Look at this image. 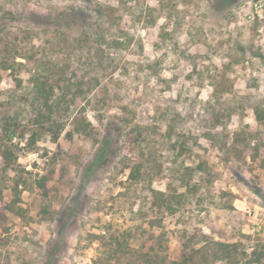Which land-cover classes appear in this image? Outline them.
Listing matches in <instances>:
<instances>
[{"label": "rangeland", "instance_id": "obj_1", "mask_svg": "<svg viewBox=\"0 0 264 264\" xmlns=\"http://www.w3.org/2000/svg\"><path fill=\"white\" fill-rule=\"evenodd\" d=\"M98 1L114 9L108 42L130 41L102 58L78 46L91 18L82 0H0V37H18L28 54L68 63L96 85L87 115L97 133L94 141L70 140L65 132L57 144L43 139L20 157L32 177L20 217L6 208L10 191L0 200V236L8 241L0 264H94L98 244H90V235L142 222L139 188L121 164L123 134L136 125L164 135L173 124L176 133L195 138L185 165L205 169L198 199L163 222L170 257L181 255L194 232L264 255V125L251 112L264 109V0ZM18 62L25 66L16 74L28 85L30 66ZM14 90L10 74L2 73L0 101ZM214 112L222 115L217 141L204 136L203 121ZM242 130L257 132L258 161L226 154L224 137L233 141ZM158 147L175 158L165 144ZM50 172L45 194L33 182ZM153 187L164 190L166 183Z\"/></svg>", "mask_w": 264, "mask_h": 264}, {"label": "trees", "instance_id": "obj_2", "mask_svg": "<svg viewBox=\"0 0 264 264\" xmlns=\"http://www.w3.org/2000/svg\"><path fill=\"white\" fill-rule=\"evenodd\" d=\"M82 1L91 14L78 40L82 51L102 58L108 56L112 48L129 45L130 41L107 40L106 32L114 25L112 7L98 0ZM25 48L26 44L18 37H0V83L2 73H9L15 82V90L8 99L0 101V200L10 191L12 200L6 208L19 217L22 194L28 189V177H32V172L19 163L21 156L34 151L43 139L57 144L65 132L70 140L78 136L97 141L95 127L87 115L96 85L80 78L70 64L38 59ZM18 59L27 61L30 66L28 85L16 74L19 67L25 66ZM251 112L256 122L264 125V109L256 105ZM221 116L214 112L209 120L203 121L206 138L222 139L216 135ZM68 125L72 127L70 131H66ZM234 136L233 141L230 135L224 137L222 144L226 154L239 159L252 156L253 161H258L261 144L257 141V132L242 130ZM123 140L126 156L121 161L122 169L127 172V181L139 188L142 207L138 214L142 222L121 233L109 226L90 235V244H98L94 264H264L263 254L241 249L239 244L215 241L200 232L186 237L181 255L171 258L165 245L168 238L163 222L191 205L202 190L198 178H202L199 172L205 170L203 165L193 167L185 165L184 161L196 139L176 133L170 124L164 135L149 127L133 126L124 132ZM161 144H165V152L175 158L159 153ZM250 150L253 152L249 153ZM108 154L106 150L103 159ZM180 158L183 159L179 161ZM261 162L264 168V159ZM52 173L37 174L33 185L46 194ZM161 181L166 183V188L155 189L154 183ZM7 244V239L0 236V247Z\"/></svg>", "mask_w": 264, "mask_h": 264}]
</instances>
